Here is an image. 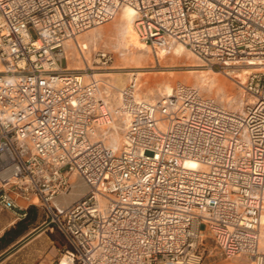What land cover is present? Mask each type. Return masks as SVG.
I'll return each mask as SVG.
<instances>
[{
    "label": "built area",
    "instance_id": "1",
    "mask_svg": "<svg viewBox=\"0 0 264 264\" xmlns=\"http://www.w3.org/2000/svg\"><path fill=\"white\" fill-rule=\"evenodd\" d=\"M126 5L157 56L184 45L251 69L237 82L252 103L231 110L184 83L147 102L131 82L114 99L93 68L64 65L69 42ZM0 57V208H47L67 240L57 264H264V0H0ZM78 181L88 191L59 205Z\"/></svg>",
    "mask_w": 264,
    "mask_h": 264
},
{
    "label": "rangeland",
    "instance_id": "2",
    "mask_svg": "<svg viewBox=\"0 0 264 264\" xmlns=\"http://www.w3.org/2000/svg\"><path fill=\"white\" fill-rule=\"evenodd\" d=\"M120 13L111 22L90 29L78 37L81 44H87L84 51L86 61L71 42L66 47L64 65L70 69H83L89 64L95 74L111 85L113 96L127 86L131 77H138L139 95L148 101H155L168 94V88L178 83L198 88L206 97L214 98L220 105L228 109L240 111L245 109L250 95L237 82L245 81L251 72L249 69L235 71L212 68L205 61L190 51L178 52V46L170 53L160 50V55L142 40L135 39ZM98 52H106L111 56L108 64L98 62ZM214 70V71H213ZM70 196V195H69ZM68 196V197H69ZM39 219L32 229L38 227L31 236L21 238L18 246L32 242V255L39 264H57L61 258V250L67 245L65 236L51 223L49 211L37 207ZM19 220L14 212L0 208V235L14 226ZM12 222V224H11ZM11 224V225H10ZM260 249L264 252V227ZM206 264H250L243 259L207 258Z\"/></svg>",
    "mask_w": 264,
    "mask_h": 264
},
{
    "label": "bare ground",
    "instance_id": "3",
    "mask_svg": "<svg viewBox=\"0 0 264 264\" xmlns=\"http://www.w3.org/2000/svg\"><path fill=\"white\" fill-rule=\"evenodd\" d=\"M119 13H120V18H121V21H123V22H125L126 24H127V26H128V29H129V31L131 30V28H133V32H132V34L133 35H135L136 37H135V39H140V37H139V35H138V33H137V31H136V26H135V22H136V11H135V9L133 8V7H131V6H128V5H126V6H123L121 9H120V11H119ZM119 13H118V15H119ZM117 15V16H118ZM116 16V17H117ZM81 35V34H80ZM80 35H78L77 37H76V39H74L73 40V42H76V47H77V49L79 50V52H80V54L81 55H83L84 56V58H85V61H86V57H85V53H84V51H86L87 49H88V46H87V44H81L79 41H78V37L80 36ZM141 40V39H140ZM72 42V41H71ZM71 42H69V43H71ZM143 42V41H142ZM68 43V44H69ZM143 44H145L144 42H143ZM79 46H81L82 47V49H86V50H84L83 52L79 49ZM190 51L187 47H185L184 45H178V49H177V51L178 52H183V51ZM191 52V51H190ZM99 53V52H98ZM97 53V54H98ZM159 55H160V50H158V52H157ZM87 67H91V68H93L92 66H90L89 64L87 65ZM87 67H83V69H86ZM3 69H4V64H3V61H2V59H1V57H0V72H2L3 71ZM247 69V68H246ZM78 70V69H77ZM79 70H82V69H79ZM249 70H251V69H249ZM214 71V70H213ZM95 74V73H94ZM95 78L96 79H99V80H101L103 83L105 82L104 80H102V79H100L99 77H98V75H96L95 74ZM131 82L133 83V82H136V85H135V89H137V95H136V98H137V100H141V101H147V102H155V101H148L147 99L145 100V99H143V98H141L140 97V95H139V84H138V77L136 76L135 77V75H133L132 77H131V81H130V83L127 85V86H125L122 90H125L130 84H131ZM108 84V83H107ZM122 90H119L118 91V97H119V94L121 93V91ZM173 90H174V88H171V87H169L168 88V94H166V95H163V96H168V95H172V93H173ZM116 94V95H117ZM112 96H113V92H112ZM113 98L115 99V98H117L116 96L114 97L113 96ZM209 98H211V97H209ZM252 101H253V98H250V100H249V102H248V104H250V103H252ZM244 110V109H243ZM243 110H240V111H243ZM127 121H128V118H126V116H124V117H122L121 119H119V121H115L113 124H112V126H111V129H110V131H111V143L112 144H114V145H118V144H120L121 143V141H122V139H123V135H124V133H125V131H126V129H127ZM88 191V187H87V185L84 183V182H76V184H75V186H74V190L70 193V194H68V195H66V196H63V197H61L59 200H58V204L59 205H62V206H68V205H70V204H72L75 200H77L79 197H81V196H83L86 192ZM70 195V196H69ZM69 196V197H68ZM61 264H67L66 263V260L65 259H63L62 260V263Z\"/></svg>",
    "mask_w": 264,
    "mask_h": 264
},
{
    "label": "trees",
    "instance_id": "4",
    "mask_svg": "<svg viewBox=\"0 0 264 264\" xmlns=\"http://www.w3.org/2000/svg\"><path fill=\"white\" fill-rule=\"evenodd\" d=\"M39 219L38 209L32 206L28 209L27 216L19 220L14 226L5 231V233L0 237V251L4 250L11 245L15 244L18 246L21 242V238L26 237V239L33 233L29 234L33 229V225L37 223Z\"/></svg>",
    "mask_w": 264,
    "mask_h": 264
},
{
    "label": "crops",
    "instance_id": "5",
    "mask_svg": "<svg viewBox=\"0 0 264 264\" xmlns=\"http://www.w3.org/2000/svg\"><path fill=\"white\" fill-rule=\"evenodd\" d=\"M37 229L38 227L34 228L29 234L33 233ZM1 236L2 235H0V237ZM31 243L32 242H28L23 246H15V244H13L4 250H1L0 264H39L36 262L34 255L31 254Z\"/></svg>",
    "mask_w": 264,
    "mask_h": 264
}]
</instances>
